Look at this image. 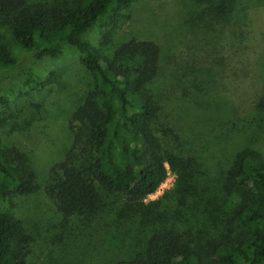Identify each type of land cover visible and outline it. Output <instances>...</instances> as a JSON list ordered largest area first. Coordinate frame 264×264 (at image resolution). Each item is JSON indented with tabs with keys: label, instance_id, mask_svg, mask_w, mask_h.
Segmentation results:
<instances>
[{
	"label": "trees",
	"instance_id": "trees-1",
	"mask_svg": "<svg viewBox=\"0 0 264 264\" xmlns=\"http://www.w3.org/2000/svg\"><path fill=\"white\" fill-rule=\"evenodd\" d=\"M134 1L0 0V19H10L18 43L37 45L40 54L56 56L66 42L79 51L92 79V87L69 119L71 144L49 169L46 193L66 219L89 222L105 206V195L124 198L121 218L138 216L140 226L149 229L139 251L112 264H264L262 155L244 147L233 157L220 192L223 196L237 192L239 201L223 217L217 202L219 184H209L207 172L194 164L195 155L183 156L169 148L154 131L159 102L152 83L164 33L145 41L130 39L110 54L80 36L90 27L104 34ZM203 1L208 13L184 40L185 50L196 65L208 70L223 94L229 81L251 79L249 84L255 92L258 89L254 108L264 122V88L253 56L264 47V32L253 30L254 19H245L247 11L234 7L233 0ZM245 59L250 63L245 65ZM0 60L15 65L6 44L0 47ZM169 170L177 175L176 188L166 199L167 207L155 211L159 202L144 200ZM34 186L26 153L16 146L0 147V194L25 195ZM28 253L22 223L11 213H0V264H26Z\"/></svg>",
	"mask_w": 264,
	"mask_h": 264
},
{
	"label": "rangeland",
	"instance_id": "rangeland-1",
	"mask_svg": "<svg viewBox=\"0 0 264 264\" xmlns=\"http://www.w3.org/2000/svg\"><path fill=\"white\" fill-rule=\"evenodd\" d=\"M233 5L248 12L242 15L245 19H254L255 32H264V0H233ZM207 9L203 0H135L104 34L90 27L80 36L110 54L130 39L145 41L164 33L160 66L152 83L159 102L154 131L169 148L183 156L195 155L194 164L207 172L209 184H219V200L215 196L219 216L227 217L239 197L237 192L223 196L221 182L242 148L255 149L264 160V122L254 108L258 89L255 92L249 84L251 79L229 81L223 94L208 70L196 65L185 50L184 40ZM5 44L15 65L0 60V98L4 100L0 101V147L16 146L26 153L35 186L25 195L0 194V213H11L24 226L29 246L26 264H112L136 253L149 227L140 226L138 216L121 218L122 196L105 195V206L89 222L66 219L46 193L49 169L71 144L69 119L92 87L81 54L66 42L56 56L40 54L37 45L25 47L14 38L6 17L0 19V47ZM253 56L264 88V47ZM247 63L249 59L244 60ZM176 184L177 175L169 170L144 202H159L155 211L165 209Z\"/></svg>",
	"mask_w": 264,
	"mask_h": 264
}]
</instances>
